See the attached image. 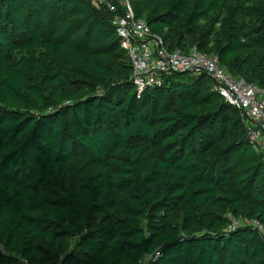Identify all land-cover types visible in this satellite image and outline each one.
<instances>
[{
    "label": "trees",
    "instance_id": "1",
    "mask_svg": "<svg viewBox=\"0 0 264 264\" xmlns=\"http://www.w3.org/2000/svg\"><path fill=\"white\" fill-rule=\"evenodd\" d=\"M128 2L168 52L264 89V0ZM123 10L0 0V264H264V159L239 113L204 72L136 91Z\"/></svg>",
    "mask_w": 264,
    "mask_h": 264
},
{
    "label": "built area",
    "instance_id": "2",
    "mask_svg": "<svg viewBox=\"0 0 264 264\" xmlns=\"http://www.w3.org/2000/svg\"><path fill=\"white\" fill-rule=\"evenodd\" d=\"M123 13L114 17L120 37V46L130 59L131 80L136 91L142 93L162 85L164 78L174 73L204 72L213 81L212 91L217 92L239 113L245 124L250 148L264 159V89L248 83L241 76H233L220 66L213 54H203L196 47L187 53L168 52L162 40L153 35L149 27L136 20L128 0H117ZM106 0H93L104 3ZM241 223L252 224L260 231L263 227L256 220L231 219L232 227Z\"/></svg>",
    "mask_w": 264,
    "mask_h": 264
},
{
    "label": "water",
    "instance_id": "3",
    "mask_svg": "<svg viewBox=\"0 0 264 264\" xmlns=\"http://www.w3.org/2000/svg\"><path fill=\"white\" fill-rule=\"evenodd\" d=\"M209 77V76H208ZM210 78V77H209Z\"/></svg>",
    "mask_w": 264,
    "mask_h": 264
}]
</instances>
